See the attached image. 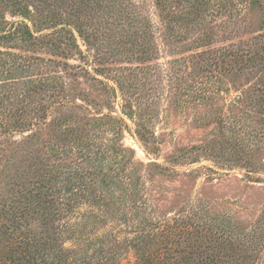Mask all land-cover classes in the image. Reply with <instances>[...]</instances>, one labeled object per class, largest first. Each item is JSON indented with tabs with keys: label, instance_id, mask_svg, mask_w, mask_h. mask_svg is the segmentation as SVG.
Wrapping results in <instances>:
<instances>
[{
	"label": "rangeland",
	"instance_id": "obj_1",
	"mask_svg": "<svg viewBox=\"0 0 264 264\" xmlns=\"http://www.w3.org/2000/svg\"><path fill=\"white\" fill-rule=\"evenodd\" d=\"M163 1L164 12L155 0H0V123L11 125L0 127V204L25 172L44 173L45 160L60 174L85 169L91 191L119 189L110 201L140 179L158 218L200 225L188 242L221 250L215 264H264V5ZM220 51H233V64ZM52 89L67 90L72 117L61 116ZM80 136L86 142L77 148L71 142ZM73 145L71 156L60 155ZM54 181L49 200L60 194ZM72 184L71 194L88 189ZM86 195L69 221L105 215L82 235L92 233L96 248L103 236L117 263L135 264L120 200L105 213ZM40 205L16 221L0 213V264H26L25 240L60 237L67 213L61 219L46 198ZM124 215L130 220L132 210ZM71 238L57 244L69 247ZM87 248L76 250L86 258L99 251Z\"/></svg>",
	"mask_w": 264,
	"mask_h": 264
},
{
	"label": "trees",
	"instance_id": "obj_2",
	"mask_svg": "<svg viewBox=\"0 0 264 264\" xmlns=\"http://www.w3.org/2000/svg\"><path fill=\"white\" fill-rule=\"evenodd\" d=\"M246 1H248L249 5V3H251V1L253 0ZM255 1L260 2L262 3V5H264V0ZM155 6L158 10H161L163 12L166 10V5H164V1L162 2V0H155ZM260 38L262 53L261 59L264 61V35H261ZM220 53L221 55H223L222 62H225L226 65H231V58L234 57V52L225 51L224 53L220 51ZM235 59L236 57L233 58V62L235 61ZM260 82L262 85L260 92L264 93V71ZM0 85H2L1 82ZM0 91L4 92L6 90L4 89ZM32 92L33 91H31V89L27 90V93L29 95ZM17 96L24 98L23 93H19L15 97ZM52 98H55L54 101L58 103V106L61 107L60 109H64L61 116H64L65 118L72 117V114L68 116L69 112L66 108L68 103L64 101V99H69L67 90L61 89L57 92L55 89H52ZM17 99H19V97ZM262 103L264 110V100ZM0 108L2 107L0 106ZM22 109L25 110L24 108H20L18 110L16 109L15 111L14 108H10L12 112H16L15 114H20V117H23V115L25 114V111H23ZM74 121L75 118H71L70 122L74 123ZM70 126L71 128L74 127V125L69 124V127ZM0 127L3 129H7L9 132L11 131V125H9L8 123H0ZM84 142H86V139H83V136H80L71 143L79 148L83 145ZM74 145L70 148V151H64L60 155L64 154V156L67 157L71 156L70 153L73 154V150H75ZM78 154L80 155L78 159L81 161L88 157L84 149H80ZM44 158L47 159L48 157ZM45 161L44 173L40 174L39 170L32 171L31 173L25 172V177L20 180L17 179L16 183H14L12 188H10L11 192H9L7 198L3 200L4 204H0V213H6L7 216L12 218L14 221H16L17 215H21L22 217H24L31 211H34V207L41 206V203L44 204L45 198L51 203H56L58 210L62 211L61 213L57 214L61 216V219L63 210L68 215L67 223L65 222L64 225H62L61 223L59 226L60 237H56L57 239H35L34 242L28 239L23 241V243L25 244L23 248L25 249V252L22 254V258L23 260H27L26 264H122L117 263L118 253L109 245L105 246V243L102 240L104 239L103 236L97 237V241H100V244L96 245L99 246L98 248H96L95 246L93 247L92 241H90L92 240V233L89 234L90 230L97 225V219L100 218L103 221H106L105 215L96 218L94 217L95 214L93 211H88L89 213H87L86 215H80V218L76 217L75 222L69 221V215L73 216L72 214L77 209V206H79V202H82V199L87 197L86 193L88 191L93 193V199L91 203H94L96 199H98L96 203H94V206H102L103 210H105V213H108V211L111 209L114 210L112 207L115 206L117 200H120L118 203L120 205H118V209H116V212H120L121 214H123L120 215V213H118L120 215L119 220L129 226L130 229H132V236L125 237V239L127 238L126 240L129 246H131V248L135 250V264H202L203 262L205 264H215L216 261H220V259L222 258L220 255L221 250L219 249H200V246L196 247V245L189 244L191 235L195 232L197 233V231H194L196 229L195 226H200L199 224L195 225L193 221L178 222L176 220L171 223L169 220L158 218L154 209H152V207L149 205V202L146 199L147 197L143 195L145 191L141 189L140 179L138 180V182H130V184L127 183L124 185L125 189L123 190V192H126V194L128 193V191L130 192L129 200H127L126 194L120 192L116 200L113 199L112 201H110V195H113V193L115 194L116 191H120L119 189H114L111 191V193H109L108 191H103L98 186L101 191H91V186H88V182H91L90 180L94 179L88 180L89 177L86 176V173L84 172L85 169L73 167L70 171L68 169V172L65 173L64 171L62 174H60L57 170L51 167V160ZM56 173L60 174L61 177H58V179L55 178L54 175ZM90 175L91 177L97 176L94 173H90ZM128 178L129 180L131 179L130 177ZM50 179H54L55 183L59 181L57 185L60 189V194L58 193V196H54L53 198H51V200H49V195L51 194L50 189H52L54 185H52L51 187L48 186ZM72 180L83 181V183L87 185L85 186V188H88L87 191L83 188L80 189L79 193L71 194V189L73 188ZM94 184L96 185V181L94 182ZM62 192L65 195H63ZM79 198H81V200ZM103 203L104 205H101ZM126 210H132L130 220H126L127 216L124 215V212L126 213ZM77 218L83 219V222L77 221ZM13 220H11V222ZM81 224H83V226H80ZM13 226L14 225H12V227ZM87 228L89 229L88 234L82 235L84 232L88 231ZM205 229H202L203 232L207 231ZM64 234H70L72 236L71 240H73V242L69 247H66L64 244L63 246L57 244V240ZM80 234L83 237H77L81 236ZM48 239L50 240V242L48 241ZM181 240H184V243H187L189 241L185 249L181 247ZM82 243L88 246L87 249H98V253L91 258L81 257L83 255V252L77 251L76 249H80V245ZM33 249H36V252L33 251ZM34 252L35 254L32 257L31 254H33ZM45 253L47 254L45 255ZM52 253H54L53 256ZM48 254L49 259L53 258L57 260L52 261L47 259L46 257ZM196 258L200 259L198 263H195Z\"/></svg>",
	"mask_w": 264,
	"mask_h": 264
}]
</instances>
